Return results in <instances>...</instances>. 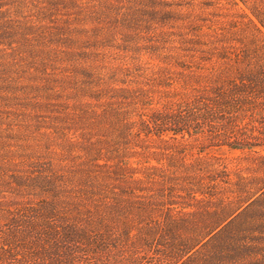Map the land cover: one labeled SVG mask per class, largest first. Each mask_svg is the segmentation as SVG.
<instances>
[{
	"label": "trees",
	"instance_id": "16d2710c",
	"mask_svg": "<svg viewBox=\"0 0 264 264\" xmlns=\"http://www.w3.org/2000/svg\"><path fill=\"white\" fill-rule=\"evenodd\" d=\"M198 1L201 8L221 12L218 20L193 15L192 3L127 2L125 26L189 30L185 52L198 53L208 68L195 79L186 69L185 86L197 88L188 100L148 114L141 91L79 87L90 103L100 102L107 115L97 120L110 122L105 131L113 130L114 141L98 143L102 149L84 164L75 185L58 187L38 177L36 201L0 209V264H264V145L248 130L264 111V0ZM102 92L109 96L101 103ZM76 106L87 118L84 106ZM150 135L203 136L209 147L258 156L263 176L232 178L224 163L198 150L196 164L188 168H198L199 175L177 183L179 197L163 183L151 189L145 184L154 174L138 176L122 161L131 144ZM226 187L233 196L223 193Z\"/></svg>",
	"mask_w": 264,
	"mask_h": 264
},
{
	"label": "rangeland",
	"instance_id": "374dc122",
	"mask_svg": "<svg viewBox=\"0 0 264 264\" xmlns=\"http://www.w3.org/2000/svg\"><path fill=\"white\" fill-rule=\"evenodd\" d=\"M128 1L134 0H0V209L36 201L42 182L40 178L34 182L38 177L51 178L58 187L75 185L84 164L102 149L98 143L114 141L113 130L105 131L110 122L97 120L107 115L100 102L90 103L78 92L83 84L95 91L111 87L141 91L150 104L146 110L138 106L145 114L174 109L197 89L185 86L190 75L186 69L195 79L208 64L198 53L185 52L190 46L182 42L192 38L190 31L153 23L134 31L122 22ZM168 1L184 7L192 3L189 11L210 23L221 14L199 7L198 0ZM222 21L228 24V19ZM212 66L220 68L218 63ZM230 67L238 68L233 63ZM101 96L102 103L109 95ZM131 112L127 110V117L133 116ZM257 114L256 124L248 130L264 145V111ZM132 126L136 128L137 122ZM140 139L123 153V163L138 176L154 174L145 185L155 189L163 183L164 190L176 191L174 196H180V180L199 175L198 168H188L198 159V150L224 163L232 178L263 176L258 156L209 147L203 136ZM225 189L227 197L233 196L232 189Z\"/></svg>",
	"mask_w": 264,
	"mask_h": 264
}]
</instances>
